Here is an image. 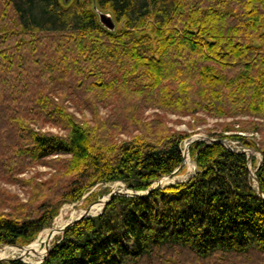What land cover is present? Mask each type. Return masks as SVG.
<instances>
[{"label": "trees", "instance_id": "trees-1", "mask_svg": "<svg viewBox=\"0 0 264 264\" xmlns=\"http://www.w3.org/2000/svg\"><path fill=\"white\" fill-rule=\"evenodd\" d=\"M96 8L121 25L107 28ZM146 106L256 117L233 122L257 140L216 134L260 152L264 193V0H0V178L55 168L25 200L0 189V243L29 242L98 181L144 190L176 168L189 134L143 119ZM189 153L188 178L114 193L38 264H264V198L246 152L199 139Z\"/></svg>", "mask_w": 264, "mask_h": 264}, {"label": "rangeland", "instance_id": "rangeland-1", "mask_svg": "<svg viewBox=\"0 0 264 264\" xmlns=\"http://www.w3.org/2000/svg\"><path fill=\"white\" fill-rule=\"evenodd\" d=\"M120 25H121L120 22L116 21L115 27H119ZM98 108H99V114L101 116H104L109 110L108 106H103L100 104L98 105ZM69 109L73 111L77 116H81V112L73 104H69ZM83 114H85L86 118L92 117L91 112L87 108L83 110ZM155 116H161L166 122V124L169 127H171V129L179 130L181 132L189 134L186 138L183 139L181 143L182 149L184 147V143L186 142V140H188L194 135L195 136L199 135V136H207V137H217L218 134L216 133L222 132L224 133V135H227L230 133L245 134L254 140H257L260 137V133L256 131L250 132L246 130H236L240 123L233 122V120L235 119L241 120L245 118L256 119V117H253L250 115L244 114V115H236V116H217V115L208 114L202 111H198L195 114H179V113L164 110L162 108L155 107V106H146L143 108L142 110L143 119H149ZM43 128L49 129L57 133H65L64 129L60 128L57 125L51 124V123H45L43 125ZM119 136L126 137V135L123 133H121ZM220 138L223 139L225 144L230 145L232 148L240 149L241 147H243V145H241L238 142V140L232 139L231 137L225 136V137H220ZM248 151L249 152L251 151L250 161L248 162L249 171L250 170L254 171L255 168L258 165H260L261 154L255 148H249ZM52 156H49L48 158H51ZM252 156H253V159H252ZM195 168L196 166H195L194 161L192 160V156L188 152L185 157V162L181 166V168L170 176H163L161 178L160 185L162 186L166 183L174 182L177 180H185L186 178H188L189 175L193 173ZM54 171H55V168L51 165V163H48L47 161L36 163L32 165L29 169L18 173V177L20 178V180L18 181L15 179L7 178V177L0 178V189L2 191H5L6 193H9L11 196H16V198L20 200H25L27 199L28 195L31 193L33 184H35V182H40V181H49L53 177ZM251 179L253 181V185H255V182L252 177ZM155 183H156V180L153 181L150 184V186ZM110 190L130 191L131 189L126 190L124 182L120 179L96 182L88 190H85L83 192L80 199H77L74 201H68V200L64 201L63 200L60 203L57 213L53 217L50 225L42 228L29 242H26V243L17 242L15 244L0 243V249L6 253L5 255L0 256V257H4L0 259H10L11 257H14V258H19L28 263L38 264L41 260V256L39 257L38 253L31 254V253L25 252L24 254H21L20 251H21V248L23 247L20 248V246L22 245L25 247L31 242H35L36 239L41 237V233H43L44 231L47 232L53 226H55L54 224L60 218V216H62L63 218H67L72 208L84 209L86 206L92 204L95 200L106 197ZM96 205L97 203L93 204L92 208H94ZM2 208H4L5 210L8 209L6 205L5 206L3 205ZM100 210H101V207L97 211L95 210V212L91 213V215L100 212ZM62 231L60 230V232L54 234L53 237H51L47 243L46 241L42 242V244H40L38 247L39 250H42L44 248H45L44 252L47 249L49 250L51 244L56 240V238ZM12 246L14 247L12 248Z\"/></svg>", "mask_w": 264, "mask_h": 264}, {"label": "water", "instance_id": "water-1", "mask_svg": "<svg viewBox=\"0 0 264 264\" xmlns=\"http://www.w3.org/2000/svg\"><path fill=\"white\" fill-rule=\"evenodd\" d=\"M64 1H66V0H64ZM93 6L95 7V4H93ZM96 10H97L98 18H99L100 22H101L103 25H105L107 28H109V29L114 28V26H115V20H114L112 14H111L109 11L104 10V9L96 8ZM199 139H204V140H206V141L216 140V141L221 142L222 144H224L226 147H228V148H230V149L244 151V152H246V154H247V156H246V157H247V161H248V162L250 161V157H251V155H250V152L248 151V149H249L248 147H244V146H243V147H241L240 149H235V148H232L230 145L225 144L222 138H219V137L199 136V135H198V136H195V135H194V136H192L191 138H189L188 140H186V142L184 143V147H183V149H182V156H183V159H182V161L179 163V165H178L176 168H174L170 173L164 174V175H162L161 177L157 178L155 184H152L151 186H149L148 188H146V189H144V190H133V189H131L130 191L110 190L105 198H102V199L99 198V199L95 200L92 204L86 206V207L84 208V210H83L82 213H80V214L77 215L76 217H74V218L70 219L69 221H67V222L61 227V231H62L65 227L69 226L70 224H72V223H74L75 221H77L78 219H80L81 217H83V216H87V215H91V213H89L88 210H89L90 208L93 207V204H96V203H97V204H100V205H101V210H102L103 207H104V205H105V203L109 200V198H110L114 193H125V194H130V195H140V196H144V195L148 194V192H149L151 189L156 188V187H158V186H161V185H160L161 178H162L163 176H170V175H172L173 173H175L176 171H178V170L181 168V166H182V165L184 164V162H185V157H186L187 153L189 152V145H190V143H191L192 141H196V140H199ZM258 166H259V165H258ZM248 169H249V166H248ZM255 169H256V168H255ZM249 174L251 175V177L253 178V180H254V182H255V188H256V192H257V194L264 198V193L261 191V187H260V184H259L258 178H257V176H256V174H255V170H254V171H251V170H250V171H249ZM125 187H126V186H125ZM127 189H130V188H127V187H126V190H127ZM140 191H141V192H140ZM101 210H100V211H101ZM49 232H50V231H49ZM47 242H48V240H46V243H47ZM20 247H23V250H24V252H23V253L21 252V254H24L25 252H30V251H28L27 249H25V247L22 246V245H21ZM48 251H49L48 249L45 250V252H44V253L42 254V256H41V260H40V261H42V260L47 256ZM34 254H36V253H34ZM19 256H20V255H19ZM19 256H17V257H19ZM0 258H4V257H0ZM11 258H14V257H11Z\"/></svg>", "mask_w": 264, "mask_h": 264}, {"label": "bare ground", "instance_id": "bare-ground-1", "mask_svg": "<svg viewBox=\"0 0 264 264\" xmlns=\"http://www.w3.org/2000/svg\"><path fill=\"white\" fill-rule=\"evenodd\" d=\"M251 152V151H250ZM253 152V151H252ZM188 157V156H187ZM191 171V170H190ZM114 187V186H113ZM105 198V197H104ZM101 207L100 204H97L94 208H90L88 210L89 213H93L95 212V210L97 211L99 208ZM84 209L82 208H72L71 211L69 212V215L67 218H63L62 216H60V218L56 221V223L54 224L55 226H53L49 231L47 232H43L41 233V237H37L38 239H36L35 242H31L30 244H28L27 246H25V249H27L28 251L30 252H27V253H31V254H34V253H38L39 254V257L42 256V254L44 253V249L42 250H39V245L42 244V242H45L46 240L49 241V239L51 237H53L54 234L60 232L61 230V227L67 222L69 221L70 219L74 218L75 216L79 215L80 213L83 212ZM64 213V212H63ZM49 246V245H48ZM7 247V246H6ZM14 246H12L13 248ZM19 248V247H18ZM21 248V247H20ZM20 252H24L23 248H21V251ZM6 253L0 249V256H3L5 255ZM18 254V253H17ZM24 257V256H23ZM26 258V257H25Z\"/></svg>", "mask_w": 264, "mask_h": 264}]
</instances>
